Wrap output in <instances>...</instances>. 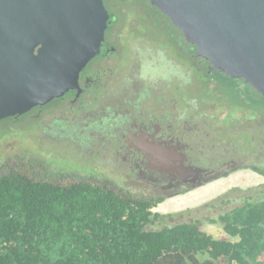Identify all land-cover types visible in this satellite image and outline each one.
Returning <instances> with one entry per match:
<instances>
[{"label": "flooded vegetation", "instance_id": "flooded-vegetation-1", "mask_svg": "<svg viewBox=\"0 0 264 264\" xmlns=\"http://www.w3.org/2000/svg\"><path fill=\"white\" fill-rule=\"evenodd\" d=\"M119 1L126 0H112L114 3ZM108 11L111 14V22L99 52L80 72L79 89H71L45 106L36 107L24 115L9 119L13 122L22 121L20 126H15L20 131L28 126L27 120H34L35 131L42 130L49 135L51 140L48 141L51 144L77 145L76 154L82 155L77 157V162L63 158L69 161L67 165L75 162L73 169L68 174H62L61 170L57 172L73 182L72 184L85 183L122 196L131 190L128 183L131 179L134 186L142 185L146 193L153 196L151 200L163 199L152 211L168 199L229 177L228 170L202 167L197 159H193L192 152L196 151L188 142L192 135L188 132H193L194 113H205L201 103L199 111L193 112L189 104V108L179 109L176 91L160 90L157 79L161 76L148 79L139 72L135 75H124L122 70L125 64L122 61L120 38L137 23L131 21L132 23L128 22L126 26H120L116 22L115 14L109 9ZM158 13L169 22L168 29L164 28L163 33L173 35L166 47L172 53L178 51L180 55L178 59L175 56V59L167 57L169 64L174 67L175 72L186 73L192 84L191 76L195 69L192 55L196 58L195 50L184 41L171 21L161 12ZM155 35L151 37L153 40ZM136 36L141 34L137 33ZM137 37L134 39H138ZM140 38L152 47L147 36ZM161 48L166 54V49ZM196 60L199 61L197 58ZM196 63L195 71L199 74L197 79L201 80V91L208 93L206 75L209 73V67L205 66V62ZM233 110L235 112L237 109ZM234 116L235 113L232 117ZM161 149L170 153L169 158L174 161L171 172H161L154 165L153 154ZM95 158H98L99 162H94ZM106 162L114 166L112 170L105 166ZM234 162L236 161L223 164ZM186 167H201L207 172L199 176L187 175L184 171ZM29 169L30 167H26L22 172L7 165L1 167L0 164V177L19 174L32 179L25 174ZM51 178L56 177L52 175ZM223 195L224 201H227L229 197L225 198L226 193ZM246 196L248 197V194L243 197Z\"/></svg>", "mask_w": 264, "mask_h": 264}, {"label": "trees", "instance_id": "trees-1", "mask_svg": "<svg viewBox=\"0 0 264 264\" xmlns=\"http://www.w3.org/2000/svg\"><path fill=\"white\" fill-rule=\"evenodd\" d=\"M192 62L196 69L194 55ZM206 79L220 85L218 79L232 78L209 71ZM233 82L241 97H259ZM253 170L264 176V170ZM259 195L249 194L220 214L234 240L215 239L199 222L151 229L172 218L152 211L163 199L131 200L85 183L64 187L1 176L0 264H264V191Z\"/></svg>", "mask_w": 264, "mask_h": 264}, {"label": "water", "instance_id": "water-1", "mask_svg": "<svg viewBox=\"0 0 264 264\" xmlns=\"http://www.w3.org/2000/svg\"><path fill=\"white\" fill-rule=\"evenodd\" d=\"M145 1L209 71L264 97V0ZM110 22L104 0H0V122L79 89L80 72L99 52ZM169 155L153 154L161 172L172 171Z\"/></svg>", "mask_w": 264, "mask_h": 264}, {"label": "rangeland", "instance_id": "rangeland-1", "mask_svg": "<svg viewBox=\"0 0 264 264\" xmlns=\"http://www.w3.org/2000/svg\"><path fill=\"white\" fill-rule=\"evenodd\" d=\"M105 4L115 14L116 22L120 26H126L131 21L137 23L120 38L122 61L125 64L122 70L124 75H135L139 72L148 79L161 76L157 79L160 90L176 91L179 109L190 106L195 112L201 110L202 104L205 113L201 111L194 113L193 132H188L189 135H193L189 137L188 142L196 151L192 152L193 159H197L202 167L228 170L230 174L227 178L192 190L180 198L166 200L153 212L171 214L172 218L151 225L150 228L159 229L181 222H199L201 229L215 239L234 240L224 232L219 215L232 207L242 205L244 195L253 194L257 199L260 196L259 192L264 191V177L253 170V168L264 170V97L249 94L248 97L242 98L239 94L240 89L234 86L233 79H218L220 85L216 79H208L207 91L212 90L216 95L201 91V80L197 79L199 74H195V69L192 72L191 84L186 73L175 72L174 67L169 64V57L175 56L178 59L180 55L178 51L172 50V53L166 47L173 35L163 33L164 28L168 29L169 22L159 15L157 10L145 0H126L118 3L106 0ZM137 33L141 36L137 37ZM154 34L156 37L153 40L151 37ZM146 36L153 48L140 38ZM135 37L138 39H134ZM177 39L181 43L179 36ZM161 47L166 49V54L161 51ZM178 69L181 70V67L178 66ZM217 89L220 92L216 91ZM242 103L248 107L241 109ZM234 108L237 109L235 112ZM27 121L28 126L24 127L25 131L23 130L26 134L15 127L20 126L22 121L13 122L7 118L0 122L1 167L7 165L22 172L26 167H30L25 174L33 181H49L65 187L72 184L73 182L57 172L61 170L62 174H68L73 169L75 162L67 165L69 161L66 159L77 162V157L82 156L81 153L80 156L76 154L77 145L51 144L49 135L42 130L35 131L34 120ZM95 161L99 162V159L95 158ZM229 161L236 162L223 164ZM105 166L109 170L114 167L107 162ZM52 175L56 178H51ZM128 183L131 190L121 197L131 200L153 198L151 194L146 193L142 185L134 186L131 179ZM224 193L227 194L225 198L229 197L227 201L231 202L220 199Z\"/></svg>", "mask_w": 264, "mask_h": 264}, {"label": "crops", "instance_id": "crops-1", "mask_svg": "<svg viewBox=\"0 0 264 264\" xmlns=\"http://www.w3.org/2000/svg\"><path fill=\"white\" fill-rule=\"evenodd\" d=\"M182 196H184V195H180V196H177V197H179V198H180V197H182Z\"/></svg>", "mask_w": 264, "mask_h": 264}]
</instances>
